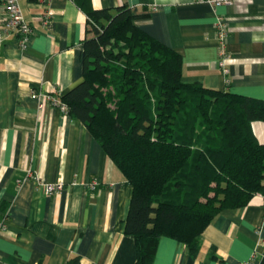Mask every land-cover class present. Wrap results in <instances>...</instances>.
Segmentation results:
<instances>
[{
    "label": "crops",
    "instance_id": "crops-1",
    "mask_svg": "<svg viewBox=\"0 0 264 264\" xmlns=\"http://www.w3.org/2000/svg\"><path fill=\"white\" fill-rule=\"evenodd\" d=\"M216 9L207 0H18L34 33L22 50L16 35L0 45V264H136L126 221L133 190L85 125L44 94L62 100L84 80L87 10L128 5L137 26L184 60V80L264 100V0H231ZM51 13V26L44 18ZM228 25V60L220 67L217 19ZM4 8L0 3V21ZM44 102V101H43ZM252 131L264 144V122ZM97 182L95 191L90 183ZM44 184H63L46 194ZM264 264V194L246 207L219 214L199 251L169 238L153 264Z\"/></svg>",
    "mask_w": 264,
    "mask_h": 264
},
{
    "label": "trees",
    "instance_id": "trees-1",
    "mask_svg": "<svg viewBox=\"0 0 264 264\" xmlns=\"http://www.w3.org/2000/svg\"><path fill=\"white\" fill-rule=\"evenodd\" d=\"M87 16L84 80L61 101L133 190L136 264H153L162 238L196 254L219 214L264 194V144L252 131L264 100L186 82L183 56L138 27L128 5Z\"/></svg>",
    "mask_w": 264,
    "mask_h": 264
},
{
    "label": "built area",
    "instance_id": "built-area-1",
    "mask_svg": "<svg viewBox=\"0 0 264 264\" xmlns=\"http://www.w3.org/2000/svg\"><path fill=\"white\" fill-rule=\"evenodd\" d=\"M40 2L48 4L51 0H39ZM208 4H210L215 9L217 7L226 5H232L231 0H207ZM4 8V19L0 21V45L3 43L4 40L10 38L11 36L16 35L18 37V43L22 50H26L29 46L30 39L34 33L32 26L25 20L18 0H0ZM51 13L44 18L43 25L46 29H50L51 26ZM217 37L220 42L219 48V65L224 71L225 74H228L229 70L225 67L226 61L228 60L229 56L226 51V42L229 36L228 25L222 19H217ZM34 97L39 99L42 103L40 104V108L44 107L47 102L50 103L51 106L58 108L62 113L65 115H69L68 107L59 99H55L49 97L44 94H35ZM44 101V102H43ZM98 187L97 182L93 181L90 183L89 188L92 191H95ZM63 190V184H44V191L48 195H52L55 192H61ZM5 227V222L3 223ZM237 264H255V260H249L246 262H239Z\"/></svg>",
    "mask_w": 264,
    "mask_h": 264
}]
</instances>
